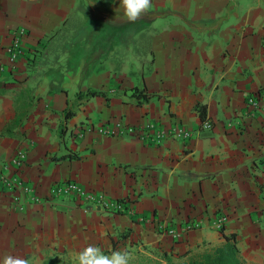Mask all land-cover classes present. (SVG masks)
I'll return each mask as SVG.
<instances>
[{
	"label": "crops",
	"instance_id": "0c3cea01",
	"mask_svg": "<svg viewBox=\"0 0 264 264\" xmlns=\"http://www.w3.org/2000/svg\"><path fill=\"white\" fill-rule=\"evenodd\" d=\"M151 5L129 23L120 0H0V171L21 152L25 164L9 176L43 199H22L19 211L0 186V261L77 264L95 245L127 251L129 264H183L233 238L243 264H264V93L257 108L246 105L264 89V0ZM133 88L153 96L138 104ZM114 120L190 136L156 147L97 134ZM69 180L124 210L50 195ZM186 221L199 226L184 233ZM162 222L178 237L158 233Z\"/></svg>",
	"mask_w": 264,
	"mask_h": 264
},
{
	"label": "built area",
	"instance_id": "2783aa9c",
	"mask_svg": "<svg viewBox=\"0 0 264 264\" xmlns=\"http://www.w3.org/2000/svg\"><path fill=\"white\" fill-rule=\"evenodd\" d=\"M22 35L23 30L16 31L13 35L10 46L6 49L11 62H14L20 55V40ZM262 92L264 93V89L260 90L258 94H253L247 98V108L254 110L258 107ZM210 126L211 123L209 121L204 120L202 122V128L208 129ZM95 131L98 135L108 137L135 135L138 136L139 139H142L147 145L156 147L161 146L169 134H172L180 141H184L190 136V132L182 127H174L171 130H165L154 123L142 127L124 123L122 120H114L112 122L97 125ZM24 164V155L21 152H18L8 161V163L4 164L3 169L0 171V186L4 191L11 194L12 202L18 207L19 211L23 210L24 207V204L21 201L22 199H25L30 204H40L43 202V199L35 193L34 188L30 184L25 183L19 177L9 176L10 172L19 170ZM50 195L54 197H66L73 200H79L85 204L97 205L99 207L112 208L115 211L124 210L123 201L110 202L104 197V195H96L93 192L86 191L78 183L72 180L55 184L51 188ZM226 221L227 217L225 215H219L214 220L215 228L221 232ZM198 226L199 223L186 221L183 223V232L187 233L196 229ZM156 230L158 233L167 235L171 239L178 237L176 231L169 223H157Z\"/></svg>",
	"mask_w": 264,
	"mask_h": 264
},
{
	"label": "clouds",
	"instance_id": "9594fccd",
	"mask_svg": "<svg viewBox=\"0 0 264 264\" xmlns=\"http://www.w3.org/2000/svg\"><path fill=\"white\" fill-rule=\"evenodd\" d=\"M151 6V0H120L123 19L129 23L141 19ZM130 258L127 251H114L111 255H105L95 245H88L76 254L77 264H129ZM0 264H30V261L9 254L3 257Z\"/></svg>",
	"mask_w": 264,
	"mask_h": 264
},
{
	"label": "trees",
	"instance_id": "16d2710c",
	"mask_svg": "<svg viewBox=\"0 0 264 264\" xmlns=\"http://www.w3.org/2000/svg\"><path fill=\"white\" fill-rule=\"evenodd\" d=\"M131 96L136 98L138 104L145 103L153 95H148L145 89H132ZM102 95L100 91H88L86 96H99ZM78 98H82L83 95L78 93ZM196 111L200 117L201 122L205 120V106L196 105ZM65 158V157H63ZM43 264H52L51 261H45ZM155 264H173L171 261L167 260L164 263H155ZM183 264H243L238 256V249L236 247L235 241L233 238H226V243L219 247L206 250L200 254L190 257L188 261Z\"/></svg>",
	"mask_w": 264,
	"mask_h": 264
},
{
	"label": "rangeland",
	"instance_id": "374dc122",
	"mask_svg": "<svg viewBox=\"0 0 264 264\" xmlns=\"http://www.w3.org/2000/svg\"><path fill=\"white\" fill-rule=\"evenodd\" d=\"M97 34V33H96ZM100 38H102L103 40L107 39V33L106 30L102 31L101 34L99 35ZM117 44H112V48H116Z\"/></svg>",
	"mask_w": 264,
	"mask_h": 264
}]
</instances>
